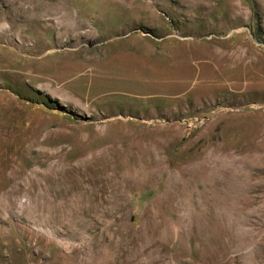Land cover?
Listing matches in <instances>:
<instances>
[{
  "label": "rangeland",
  "instance_id": "rangeland-1",
  "mask_svg": "<svg viewBox=\"0 0 264 264\" xmlns=\"http://www.w3.org/2000/svg\"><path fill=\"white\" fill-rule=\"evenodd\" d=\"M0 264H264V0H0Z\"/></svg>",
  "mask_w": 264,
  "mask_h": 264
}]
</instances>
